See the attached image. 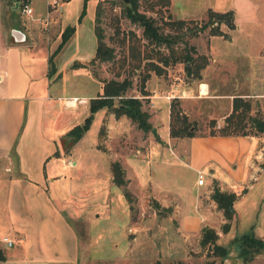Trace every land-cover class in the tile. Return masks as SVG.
I'll use <instances>...</instances> for the list:
<instances>
[{
	"label": "rangeland",
	"instance_id": "rangeland-1",
	"mask_svg": "<svg viewBox=\"0 0 264 264\" xmlns=\"http://www.w3.org/2000/svg\"><path fill=\"white\" fill-rule=\"evenodd\" d=\"M0 1L1 21V16L4 18L5 3L4 0ZM5 1L8 15L18 21H25L31 29L39 25V17L42 18L46 12L45 0H31L33 12L29 14L22 11L23 3H28V0H15L13 5V0ZM245 1L168 0L166 6L154 4L150 9L146 7L148 0H139L138 10L153 17L154 22L164 32L173 33L176 30L174 25L168 24L169 21L177 19L186 21L185 24L190 28L179 29L181 39L174 43V47L192 45L197 54L204 55L207 59L206 65L200 69L199 78L185 75L182 62L168 66L164 74L159 77L164 81L163 87H168L176 81L193 83L203 80L208 83V94L226 95L219 99L202 96L183 103L188 112V119L195 125V135L208 134L212 127L211 120L215 122L213 128L218 129L223 123L224 115L230 111L233 96L239 95L244 99H250V114L264 118V83L261 86V76L264 75V0H251L252 5L249 6ZM62 3V7L56 10L58 13L63 12L60 18L61 25L55 23L53 27L50 24L41 28L44 37L49 36V39H52L65 25H75V31L73 30L61 45L60 50L67 52L74 43L75 45L78 43L80 48H85L89 43L93 49L92 26L95 4L98 3L100 9L98 26L102 31L104 42L113 48V58L90 62L91 57L88 61L91 72L97 79L116 77L114 72L117 70L120 73L118 78L127 75L130 59L119 39L124 36L126 41L131 42L127 40L130 32L140 38L141 42L145 39L141 35V26L125 16L123 1L63 0ZM207 9L231 10V24L227 20L217 23L219 31L217 34L211 33V24L201 31L197 30L198 25L206 20ZM2 28L4 30V22ZM193 31L195 34L192 33ZM1 39L0 30V43ZM59 41L58 35L54 44L57 45ZM159 49L166 51L163 46ZM139 69L136 68L127 75L131 79V86L125 92L126 95H138L137 88L141 74ZM91 84H85L83 81L77 84V80L70 84L68 81L67 89L84 92L90 90ZM148 102V98H141V108L145 111L150 105ZM98 113L96 118L92 117L89 128L76 144L77 151L80 150L82 154L79 157L89 161L77 167L79 175L68 185L73 190L72 199L63 202L54 201L55 206L61 207L67 214L63 215L67 216V220L75 229L79 241V264H154L156 261L158 264H166L170 256L169 250L174 246L176 255L184 259L189 258L170 259L169 264H264L263 250L254 253L250 259L242 260L236 254L234 245L230 244L232 238L250 231L256 237L264 238V133L245 135L237 141L231 138L230 141L233 143L225 148L217 144L222 150L211 147L218 156L224 158L231 156L228 154V149L231 148L232 156L235 157L228 167H216L213 170L214 177L234 194L229 210L230 218L227 220L228 230L215 240L216 243L229 248L227 255L220 258L211 253L209 243L200 242L201 229L207 226L198 228L200 234L183 236V242L180 234L175 231L174 222L168 217L172 205H161L164 203L161 196L166 197L169 191L176 202L184 203L183 211L191 210L196 196L191 182H195L197 175L194 169L185 164L189 159V141L186 140L187 143L180 151L182 156H186L184 160L174 149L181 161L176 158L178 164L154 167L152 174L156 171L153 177L156 181L152 179L147 182V178L151 176L149 172L151 167L148 161L141 159V155H146L148 151H146L147 144L141 141L140 137L151 134L150 128L139 131L130 119L125 118L120 122L119 116L115 117L107 108L106 116L101 121ZM1 118L0 116V140L3 141L1 146H6L17 137L19 126L17 129L16 127L4 129V121ZM96 134L95 144L102 152L99 150L94 156L92 143ZM70 137L71 135L59 138L56 154L68 157L66 146L70 147L68 143ZM24 142L30 141L27 139ZM136 150L138 153L135 154ZM151 151L153 153L151 158L159 154V151ZM249 156L254 157L251 161L253 168L248 167L249 164L246 162ZM104 157L109 164L112 161L119 164L124 179L130 167L136 170V178L116 184L107 175L110 167L105 161L104 164L102 163ZM239 158L244 160L242 164L239 163ZM232 163H236L237 166L233 167ZM238 163L242 165L241 168ZM15 173L13 158L0 155V237L2 234L10 237L6 211L10 207L15 211L16 207L21 209V206H24L21 193L28 191L22 183L20 188L10 184L9 178ZM213 184L211 190L207 192L209 198L214 189L220 190L216 182ZM9 193L15 202L14 205L10 203V207L5 203ZM40 200L43 199L34 198L30 193L25 203L35 202L36 208L41 209ZM213 220L216 219L212 218ZM13 243L12 239V246L5 245V251L13 249L16 246V243ZM2 245L0 240L1 248ZM183 251L187 252V257Z\"/></svg>",
	"mask_w": 264,
	"mask_h": 264
},
{
	"label": "crops",
	"instance_id": "crops-1",
	"mask_svg": "<svg viewBox=\"0 0 264 264\" xmlns=\"http://www.w3.org/2000/svg\"><path fill=\"white\" fill-rule=\"evenodd\" d=\"M14 1H12V5ZM245 2L248 6L252 5L251 0ZM4 3V21L7 26L5 27L4 24L3 30V16H1L0 116L4 121V129L13 127L17 129L18 126L19 129L17 137H14L8 145L1 146L3 141L0 140V155L12 157L14 160L16 173L9 178L10 184H15L20 188L22 183L23 187L28 188V191L21 193V201L24 200V206H21V209L16 207V211L10 207V203L13 205L15 203L10 193L6 197L5 203H8V207H10L6 211L10 237L5 234L2 236L13 239L16 246L5 251V244L2 242L5 259L0 261V264H79V241L74 232L75 229L67 220V216H64L67 214L61 207L55 206L54 201L63 202L72 199L73 190L68 185L72 183V180L77 179L79 175L77 167L83 162L89 161L79 157L82 154L79 152L80 150L77 151L76 144L89 126L74 143L70 144V147L67 146L68 157L59 156L56 154V150L59 138L63 137L73 125L80 123L88 114L89 99L101 92V82L91 72L88 64L95 49V35L93 49L89 43L85 48H80L78 43L76 45L74 43L67 52H63V49L59 48L52 58L53 70L48 72V57L56 47L54 40L58 35L60 36L61 30L52 39H49V36L48 38L44 37L41 28L50 24L53 27L55 23L61 25L60 18L63 12L47 11L46 6L44 16L48 17L47 23L42 22L41 19L44 16H41L42 18L39 17L40 20H38L39 25L31 29L25 21H18L8 15L9 11L5 0ZM28 5L31 7V0H28ZM32 12L33 8L31 7L30 13ZM160 76L151 72L145 81V89L148 94L140 95L138 92L136 95L140 98H148V104H150L146 107L148 122L151 127H154L156 133L153 135L150 127L151 134L145 135L143 138L140 137L141 141L147 144L146 151H148L146 155H141V159L148 161V165L151 167L149 170L151 176L146 181L150 182L153 179L156 173L154 170L155 172L152 174L154 167L178 164L176 158L181 161L180 157L184 160L186 156H182L180 151L188 140L190 143L188 144L190 145L189 159L185 164L194 169L195 174L197 169L203 173L202 183H196V176L195 182H191V187L196 193L191 210L183 211L184 203L176 202L170 196L169 191L166 197L161 196L164 201L161 205H172L168 217L171 222H174L175 231L180 234L183 242L185 235L187 237L188 234H200L198 228L201 226L212 228L219 239L225 232L222 231L220 224L226 219L222 214V209L216 206L207 192L211 190L214 182L221 191L230 192L214 177L213 170L216 167H228L235 157L232 156L231 148L228 149V154L231 156L224 158L218 156L211 147L221 149L217 145L219 144L225 148L233 143L230 141L231 138L237 141L244 135L170 136L168 132L170 98H177L179 105L188 115L183 103L202 96L219 99L226 95L222 93L208 94V83L203 80L193 83L176 81L164 88V81L159 79ZM73 79L77 80V84L81 81L85 84L92 83L90 90L68 91V81L71 84L75 81ZM261 79L262 86L264 75L261 76ZM79 80L80 82H78ZM97 113L100 115L101 121L106 116V108H98L92 117L96 118ZM118 118H120V122H123L127 117L120 115ZM138 130L141 131L140 128ZM24 139H28L30 142L25 143ZM96 141L97 134L92 143L94 156L100 150L95 144ZM174 149L181 154L180 157L176 156ZM151 150L159 151V154L154 156L155 158H151L150 156H153ZM134 153H138V150ZM252 158L254 157L249 156L246 159L250 168H253ZM104 161L108 166L109 163L105 157L102 159L103 164ZM240 162L242 164L244 160L239 158ZM239 163L238 165H240ZM232 166L236 167L237 165L232 163ZM241 167L242 165H240ZM107 175L112 180L109 170H107ZM136 175V170L130 167L125 180L131 181L133 177L136 178ZM30 193L34 198L43 199L39 202L42 206L41 209L40 207L36 208L35 202L25 203ZM212 218L216 220L212 221ZM175 249V246L170 248L168 260L174 258L187 260L189 258L179 257L176 255ZM183 253L186 257L188 256L187 252L183 251ZM168 260L166 264H169Z\"/></svg>",
	"mask_w": 264,
	"mask_h": 264
},
{
	"label": "trees",
	"instance_id": "trees-1",
	"mask_svg": "<svg viewBox=\"0 0 264 264\" xmlns=\"http://www.w3.org/2000/svg\"><path fill=\"white\" fill-rule=\"evenodd\" d=\"M113 1V0H111ZM25 3V2H24ZM166 6L168 0H148L146 7L152 9L153 5ZM139 0L123 1V12L125 16L132 22L138 23L141 26V35L145 39L141 42L133 33H129L126 41L124 36L120 37L121 44L124 45L130 59V64L127 75L136 68H140L141 72L139 78L138 92L140 95L148 94L145 89V81L150 75L154 73L157 75L164 74L166 68L176 62L183 63L184 74L191 77H200V69L203 68L207 59L204 55L197 54L192 45H184L183 47L176 48L174 43L181 39L179 29L190 28L183 19L171 20L169 25H174L176 30L173 33L164 32L154 22V18L138 10ZM82 13V12H81ZM100 14L99 4H95L94 8V24L92 26L95 35V49L90 62L94 60L105 61L113 58V48L108 46L103 40V34L98 26V17ZM206 20L202 21L197 30H203L206 26L211 24V33L217 34L219 31L216 24L220 21L229 22L231 24L232 11H215L207 9ZM4 24L6 21H4ZM214 26V27H213ZM74 30V25H65L60 32V41L49 54L48 63L49 71L53 70L52 58L55 52L59 50L61 45L68 39ZM117 30V29H116ZM115 30V31H116ZM195 34V32H192ZM163 46L166 51L159 49ZM124 57V54H123ZM122 66V65H121ZM132 71V72H133ZM131 72V73H132ZM114 76L110 78H100L101 92L90 98L88 101V114L83 120L73 125L64 136L71 135L69 144L74 143L86 130L91 122L93 113L101 107H106L110 110L115 117L123 115L130 119L137 128L147 130L151 127L148 122V113L141 108V98L136 95H126L127 89L131 86V79L124 75L119 76V70L114 72ZM250 99H244L241 96H233L231 99L230 111L224 115L223 123L214 129L215 122L211 120L212 127L208 131L209 135H256L264 133V118L255 116L257 114H250ZM195 125L188 119L187 114L180 107L177 98L173 97L169 101V115H168V132L170 136H192L194 133ZM69 146V145H67ZM66 146V148H67ZM112 180L116 184H121L125 181L122 177V170L117 162H110L109 164ZM211 198L214 200L216 206L221 208L225 215L226 221L221 226L222 231H226L229 226L227 221L230 218L229 210L231 203L234 199V194L231 192L220 191L214 189ZM217 234L210 228H202L200 242L202 244L209 243L211 245V253L223 258L227 255L229 248L220 243H216ZM230 244L234 245L236 254L242 260L250 259L254 253L264 251V238H259L254 235L252 231L239 235L231 239ZM5 259L4 251L0 247V261ZM154 264H158L156 261ZM209 264V263H207Z\"/></svg>",
	"mask_w": 264,
	"mask_h": 264
},
{
	"label": "built area",
	"instance_id": "built-area-1",
	"mask_svg": "<svg viewBox=\"0 0 264 264\" xmlns=\"http://www.w3.org/2000/svg\"><path fill=\"white\" fill-rule=\"evenodd\" d=\"M63 0H46V6H47V11L50 10H58L62 7ZM22 11L26 14H29L31 12V7L28 5V3H23L22 6ZM48 13V12H47ZM47 15L42 18L43 23H47ZM196 182L198 184L202 183L203 181V173L200 169L196 170ZM0 240L7 246H10L12 244V239L8 238L7 236H2Z\"/></svg>",
	"mask_w": 264,
	"mask_h": 264
},
{
	"label": "water",
	"instance_id": "water-1",
	"mask_svg": "<svg viewBox=\"0 0 264 264\" xmlns=\"http://www.w3.org/2000/svg\"><path fill=\"white\" fill-rule=\"evenodd\" d=\"M122 1L127 2L128 0H122ZM151 132L153 133V135L156 134V133H155V129H154V127H151Z\"/></svg>",
	"mask_w": 264,
	"mask_h": 264
}]
</instances>
